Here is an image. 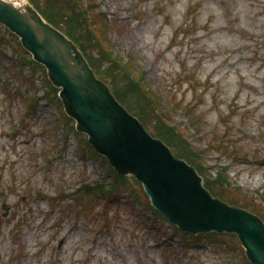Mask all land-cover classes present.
I'll use <instances>...</instances> for the list:
<instances>
[{"label": "rangeland", "instance_id": "1", "mask_svg": "<svg viewBox=\"0 0 264 264\" xmlns=\"http://www.w3.org/2000/svg\"><path fill=\"white\" fill-rule=\"evenodd\" d=\"M56 3L46 13L67 20ZM84 4L105 15L113 56L145 73L160 106L191 109L194 127L179 109L172 118L208 181L224 169L227 185L214 186L264 219V0ZM13 36L0 25V264H249L234 235L181 237L131 180L105 193L111 167L62 120Z\"/></svg>", "mask_w": 264, "mask_h": 264}, {"label": "water", "instance_id": "2", "mask_svg": "<svg viewBox=\"0 0 264 264\" xmlns=\"http://www.w3.org/2000/svg\"><path fill=\"white\" fill-rule=\"evenodd\" d=\"M0 23L47 68L64 110L97 152L122 174L133 173L152 206L182 231L235 233L251 264H264V223L256 214L212 196L200 175L147 134L93 75L77 48L32 7L0 0Z\"/></svg>", "mask_w": 264, "mask_h": 264}, {"label": "trees", "instance_id": "3", "mask_svg": "<svg viewBox=\"0 0 264 264\" xmlns=\"http://www.w3.org/2000/svg\"><path fill=\"white\" fill-rule=\"evenodd\" d=\"M30 1H32L38 11L43 14L45 19L51 22L56 28L58 27L62 30L63 33L70 36L81 47L84 54H86L89 64L93 66L96 74L103 80L105 79L109 86H111L115 97H117L125 107H128L129 110L132 108L130 111H132L138 118H141L145 127L151 128L153 133L163 139L172 149H174L178 156L185 158L197 167V170H199L204 177L210 175L209 170L205 171L203 169V165L200 163V150L192 149L189 142L183 138L179 130L173 125H170V117L160 111L159 99L152 91H150L149 86L144 83L143 79L138 76H132V65L126 62L123 64L118 56H113L107 46L108 33L105 27L106 20L103 15H101V17L99 13H95L93 6H86L84 4L85 0ZM56 2L65 4V10L63 11L64 15L68 17L67 20L62 18L59 19L58 11L55 13L56 17L51 16V18L47 14L54 13V11L49 12L46 11V9L48 7L55 8V4H58ZM71 23H76V25L80 23V27L81 24H84L85 26V28L81 31V35H78L79 40H76L72 35L73 32H71ZM30 65L33 67L32 72H34V68L41 69L44 83L51 88L50 83L47 81V78H45L43 68L37 67L33 63ZM120 179H123L124 184H127V180L120 176L117 177L116 183H118ZM225 179L226 175L224 171L221 170L218 171L214 179H210L212 182L208 181V178H206L205 181H207V187H209L215 195H220L229 202L238 203V198L231 195L229 196L227 193H221L218 191V187L214 186H218L219 184L221 186L227 185V183H222ZM110 190L112 189H109V191ZM179 234L181 237H187L181 232H179ZM187 238L197 240L196 237H192L190 235H188Z\"/></svg>", "mask_w": 264, "mask_h": 264}, {"label": "bare ground", "instance_id": "4", "mask_svg": "<svg viewBox=\"0 0 264 264\" xmlns=\"http://www.w3.org/2000/svg\"><path fill=\"white\" fill-rule=\"evenodd\" d=\"M9 1L10 2H14L17 5H22L23 4V1H21V0H9Z\"/></svg>", "mask_w": 264, "mask_h": 264}]
</instances>
